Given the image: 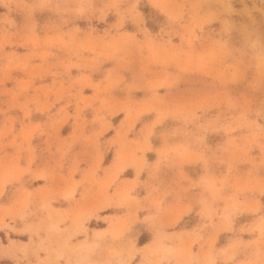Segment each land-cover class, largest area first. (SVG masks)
Returning a JSON list of instances; mask_svg holds the SVG:
<instances>
[{"label":"rangeland","instance_id":"1","mask_svg":"<svg viewBox=\"0 0 264 264\" xmlns=\"http://www.w3.org/2000/svg\"><path fill=\"white\" fill-rule=\"evenodd\" d=\"M68 136L78 153L71 174L86 165V177H60L62 191L29 190L26 182L53 178L39 159H63ZM161 167L174 168L185 191L200 188L196 213L177 207L165 226L167 209L135 191ZM83 182L84 205H50L77 201ZM106 210L114 214L100 218ZM138 212L155 230L142 248L130 227ZM184 215L213 232L199 243L166 231ZM0 229L28 239L2 246L14 264H135L142 249L143 262L183 264L179 251L211 250L217 232L220 243L232 238L221 251H244L242 236L263 243L264 0H0ZM41 230L63 235L44 257L33 242ZM107 235L119 244L95 251ZM88 237V250H71Z\"/></svg>","mask_w":264,"mask_h":264},{"label":"crops","instance_id":"2","mask_svg":"<svg viewBox=\"0 0 264 264\" xmlns=\"http://www.w3.org/2000/svg\"><path fill=\"white\" fill-rule=\"evenodd\" d=\"M66 141H64V145L65 143H69L70 144V149L68 151V153L65 155V157L62 159L61 155L56 151L55 156H51L48 154H44L40 159H39V165H43L45 161H48L49 164H51L54 169L52 171L53 173V178L46 180L44 177H38L35 179L36 183H32V185L27 184L26 182V186L29 190H39V191H45V190H50V191H62L65 187L64 184L59 183V178L63 177L65 179H74V180H79V179H84L86 177L87 174H85L87 172V166L83 165H79V169H77L76 172H74V174H71L72 171V167L74 166V161L75 159H77V145L75 143V140L73 139L72 136H68L65 138ZM54 159V160H53ZM61 159V160H60ZM112 160V159H111ZM59 161H61V167L58 166ZM110 161V160H109ZM110 163V162H109ZM108 163V164H109ZM107 164V165H108ZM127 171V169H124L122 172V175H124V172ZM175 169H171V170H165L162 167L160 168V173H158V178H147L148 176H153L155 174L153 173H146V176L144 178V180H150L152 181V184H138L137 187L135 188L137 191L138 189H143L141 191H139L138 193L136 192V196L137 198H139L140 200H143V197L147 194V192H150V195L152 198H156L158 203H160V208H165L167 209L166 213L163 214V216L160 218L161 220V225H168L169 222L171 221L170 216L174 215L176 213V209L177 207H181L183 205L188 204L191 208L190 212H195V209H199L200 204H197L195 202V198L199 197V193H200V188H195V189H191L188 191H185L184 189V184L182 182H177L175 179ZM135 174H133L132 176H122L121 178H125V179H132L134 177ZM143 181V180H141ZM5 188H7V185L5 186ZM84 191L85 193L89 192L88 187L86 186V183L83 182L81 184H79L75 191H74V198L77 201H69V204L67 202H65V200L59 199L56 200L54 202H51L50 205L53 207H60V208H65L68 206H72V204H85V201L87 202L88 200V195L85 194L82 198V196H80V192ZM191 191V192H189ZM190 193H194L193 195H190ZM85 197V198H84ZM143 202V201H142ZM117 213V212H116ZM114 214V212L112 211H104L101 212L99 214L100 218L102 217H107V215H112ZM168 215L166 217H164L165 215ZM137 221H135L131 227L133 233H132V237L134 240V244L136 245V247L142 248L144 245L148 244L150 239L153 237L154 231L155 230H150L147 227V223L145 221H142L141 216L138 212L137 214ZM174 217V216H173ZM183 223L187 221V223H184L183 226L181 227H177V225H180V223ZM189 220V222H188ZM101 222L102 226H97V227H106L107 226V221L103 220V219H98L97 223ZM213 222L216 223L217 220L214 217L213 218ZM207 224L209 223V221L205 218H200L199 215H195L193 216L192 219H185V215L182 217L181 220H179L178 222H176V224L173 226V229H168L166 230L167 232H174V233H178V232H183L180 236L181 238L184 237H189V238H196L199 243L201 241L206 240L211 232H213V230H211V227H207L202 229L201 228V224ZM236 223V222H235ZM69 224V222H68ZM158 224V221L154 223V225L156 226ZM16 228H22L21 224H16L14 225ZM87 226V231H88V236L91 235L92 233V229L95 228L96 226H90L89 222L86 224ZM60 227H62L60 225ZM163 227V226H162ZM164 228V227H163ZM165 229V228H164ZM2 230V229H0ZM4 235H6V233L8 234L9 237H4V240L2 239L1 235H0V253H8V251H4V249H2V246L8 244L9 239H14L16 241H27V240H22L19 238H15V237H11L10 233L12 231H8L6 232L4 229L2 230ZM100 231H97L96 234H98ZM186 232V233H185ZM26 237L27 234L23 233ZM255 234V233H254ZM223 235L222 232H217L216 236H215V242H214V247L211 250H207V246L204 245L202 247L203 250H199L198 249V244H194L192 247V251H179L180 253H183V264H243L244 262H248L251 264H264V242L263 243H258L256 240L258 238V236H242V239H246L248 241H250V244L248 247H246V249L244 251H228L227 249H224V251H221L223 248H227L228 244L230 243V235H226V237H229L227 240H225V242L220 243L219 239L220 237ZM84 234L83 233H78L74 236L71 237V241L75 242L78 241L82 238H84ZM176 236V235H175ZM62 237L63 235H61L59 232H57L56 234L50 231H46V230H41L39 232V237L36 238L33 236V242L38 244V248H41L38 253L41 257H44L45 254L42 252V247H47L49 244L53 245L52 247H56L58 244H60V242L62 241ZM120 240V238H118ZM178 238L174 237L173 238V243H176V240ZM117 239L116 238H111L110 235H107L105 238H100L99 239V243L98 246L95 247V251H101L100 247H104L107 244H109L110 242H112V244H119L116 242ZM90 242V237L87 238V242L86 241H81L80 243H78L77 245H74L73 249H71L72 251H80L78 245L81 243H84L86 245H88L87 249H82L83 251L88 250L92 244L89 243ZM20 252H16L17 255H21L19 254ZM141 253H143V249L141 251H137V253L135 254L134 259L140 257V260L137 262H134L135 264H154V259L151 260L149 263L147 262H143L142 260V255ZM232 254V257H230L229 259L227 258L229 255ZM209 258V259H208ZM213 259V260H212ZM59 263H63L62 259L58 260ZM45 261H42V263H44ZM24 263V260L19 261V264ZM31 263H35L34 260L31 258ZM163 263V262H161ZM0 264H14L13 260H10L7 257H1L0 256ZM47 264H57L56 261H50Z\"/></svg>","mask_w":264,"mask_h":264},{"label":"bare ground","instance_id":"3","mask_svg":"<svg viewBox=\"0 0 264 264\" xmlns=\"http://www.w3.org/2000/svg\"><path fill=\"white\" fill-rule=\"evenodd\" d=\"M79 249L82 250V249H87L88 245L84 244V243H81L78 245Z\"/></svg>","mask_w":264,"mask_h":264}]
</instances>
